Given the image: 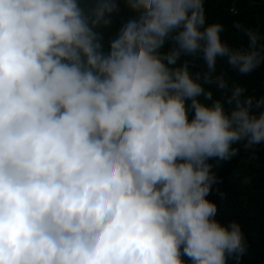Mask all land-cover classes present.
Segmentation results:
<instances>
[{"label":"clouds","instance_id":"9594fccd","mask_svg":"<svg viewBox=\"0 0 264 264\" xmlns=\"http://www.w3.org/2000/svg\"><path fill=\"white\" fill-rule=\"evenodd\" d=\"M206 0H0V264H239L207 197L264 144V31ZM223 198V194H222Z\"/></svg>","mask_w":264,"mask_h":264},{"label":"trees","instance_id":"16d2710c","mask_svg":"<svg viewBox=\"0 0 264 264\" xmlns=\"http://www.w3.org/2000/svg\"><path fill=\"white\" fill-rule=\"evenodd\" d=\"M205 10L208 22L224 25L222 38L232 45L246 43L234 22L264 31V0H206ZM217 70L227 74L230 84L234 81L250 94L264 95V64L246 76L220 62ZM236 147L237 155L218 168L215 160L209 161L217 180L207 198L217 204L218 220L236 219L242 226L248 248L239 264H264V144L248 148L241 143ZM228 264L236 262L230 259Z\"/></svg>","mask_w":264,"mask_h":264}]
</instances>
